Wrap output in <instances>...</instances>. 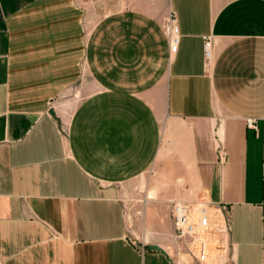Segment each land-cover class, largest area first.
<instances>
[{"label": "crops", "instance_id": "0c3cea01", "mask_svg": "<svg viewBox=\"0 0 264 264\" xmlns=\"http://www.w3.org/2000/svg\"><path fill=\"white\" fill-rule=\"evenodd\" d=\"M171 201L206 207L204 261ZM0 264H264V0H0Z\"/></svg>", "mask_w": 264, "mask_h": 264}, {"label": "built area", "instance_id": "2783aa9c", "mask_svg": "<svg viewBox=\"0 0 264 264\" xmlns=\"http://www.w3.org/2000/svg\"><path fill=\"white\" fill-rule=\"evenodd\" d=\"M166 29L170 39L171 52L176 51L179 41L178 28L175 22V16L170 13L166 20ZM204 57L207 63L212 58V37H204L203 45ZM254 121H248V125H253ZM170 217L174 227L175 236L188 244H197V254L195 258L198 261H204L207 257L205 250V240L199 237V232L208 230L209 220L206 214V207L200 205L197 209L189 203L171 201ZM228 219H230L228 215ZM189 253L193 254V248L187 247Z\"/></svg>", "mask_w": 264, "mask_h": 264}, {"label": "rangeland", "instance_id": "374dc122", "mask_svg": "<svg viewBox=\"0 0 264 264\" xmlns=\"http://www.w3.org/2000/svg\"><path fill=\"white\" fill-rule=\"evenodd\" d=\"M147 181L148 173L146 172L137 179L126 183L123 188L128 216L126 233L137 242L151 241L157 239V236L159 237V233L151 229L148 224L147 206L150 199L146 197ZM175 254H177V259L183 260V253L176 252Z\"/></svg>", "mask_w": 264, "mask_h": 264}]
</instances>
